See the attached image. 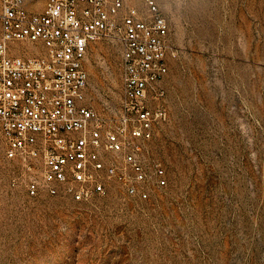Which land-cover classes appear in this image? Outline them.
<instances>
[{"label": "rangeland", "instance_id": "obj_1", "mask_svg": "<svg viewBox=\"0 0 264 264\" xmlns=\"http://www.w3.org/2000/svg\"><path fill=\"white\" fill-rule=\"evenodd\" d=\"M157 2L171 48L168 119L139 153L149 197L106 171L105 190L88 200L64 189L32 196L41 170L6 156L0 127V264H264V0ZM86 68L87 104L114 128L119 42H94ZM100 150L107 165H126L123 152Z\"/></svg>", "mask_w": 264, "mask_h": 264}, {"label": "built area", "instance_id": "obj_2", "mask_svg": "<svg viewBox=\"0 0 264 264\" xmlns=\"http://www.w3.org/2000/svg\"><path fill=\"white\" fill-rule=\"evenodd\" d=\"M0 0V127L9 159L40 168L28 193L76 201L105 190L106 171L146 199L149 178L139 156L145 141L168 119L164 80L168 74L170 26L157 0L145 9L125 0ZM116 39L121 48L122 99L116 126L104 129L87 104L91 45ZM101 147L123 152L126 165L106 164ZM159 185L164 170L156 166Z\"/></svg>", "mask_w": 264, "mask_h": 264}, {"label": "crops", "instance_id": "obj_3", "mask_svg": "<svg viewBox=\"0 0 264 264\" xmlns=\"http://www.w3.org/2000/svg\"><path fill=\"white\" fill-rule=\"evenodd\" d=\"M44 3H45V2H43V4H42L37 10L42 9V7H44Z\"/></svg>", "mask_w": 264, "mask_h": 264}]
</instances>
